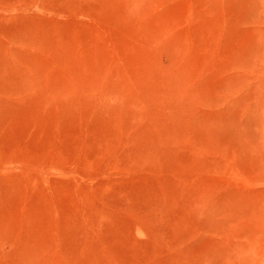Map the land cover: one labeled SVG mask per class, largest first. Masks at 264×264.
Segmentation results:
<instances>
[{
	"label": "rangeland",
	"instance_id": "1",
	"mask_svg": "<svg viewBox=\"0 0 264 264\" xmlns=\"http://www.w3.org/2000/svg\"><path fill=\"white\" fill-rule=\"evenodd\" d=\"M0 264H264V0H0Z\"/></svg>",
	"mask_w": 264,
	"mask_h": 264
}]
</instances>
